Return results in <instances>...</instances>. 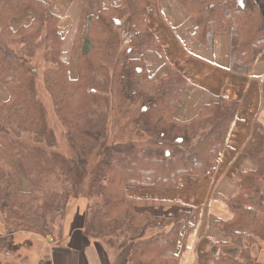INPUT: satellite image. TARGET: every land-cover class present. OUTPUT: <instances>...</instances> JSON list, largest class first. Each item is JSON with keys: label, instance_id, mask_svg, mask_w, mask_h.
Wrapping results in <instances>:
<instances>
[{"label": "trees", "instance_id": "16d2710c", "mask_svg": "<svg viewBox=\"0 0 264 264\" xmlns=\"http://www.w3.org/2000/svg\"><path fill=\"white\" fill-rule=\"evenodd\" d=\"M81 1L88 8L91 0ZM178 2L195 23V38L209 50L216 34H231L230 71L245 75L264 61V0ZM148 16L147 0H122L89 16L73 78L71 65L62 59L60 18L50 12L49 2L0 0V217L5 226L0 236H51L84 179L89 204L82 230L88 240L105 241L118 253L131 244L128 264H181L200 211L183 210L175 218L143 213L139 208L181 204L132 198L127 189L144 185L145 178L156 187L176 189L184 176L209 174L239 102L215 97L204 103L195 97L197 115L177 120L189 81L181 72L157 81L149 73L146 57L163 47ZM41 47L48 63L43 86L66 129L70 154L59 151L31 65ZM116 91L126 95L119 101ZM116 100L128 106L124 129L118 138H108ZM93 153L98 165L89 172L83 163ZM248 154L257 169L239 175L240 193L227 203L233 218L221 224L225 239L243 242L244 250L240 255L223 251L214 264H264L254 251L264 243V125L257 127ZM17 161L34 184L30 193L21 188Z\"/></svg>", "mask_w": 264, "mask_h": 264}, {"label": "crops", "instance_id": "0c3cea01", "mask_svg": "<svg viewBox=\"0 0 264 264\" xmlns=\"http://www.w3.org/2000/svg\"><path fill=\"white\" fill-rule=\"evenodd\" d=\"M43 1L49 2L50 12L60 18L59 29L65 40L62 57L67 62H70L69 50L72 59L76 60L83 46L87 18L122 2L91 0L89 7L85 8L81 0ZM147 6V23L163 47L161 52L146 57L149 73L157 81L181 72L189 81L175 118L188 121L195 117L198 109L193 108L196 99L201 97L204 103L213 102L215 97H224L239 102V108L225 148L209 174L204 177L184 176L176 189L156 187L152 178H145L144 185L130 187L127 192L130 197L140 200L181 204L167 210L169 213L177 210L169 215L172 218L184 209L199 210V219L181 264H214L213 258L223 251L240 255L244 250L243 242L229 243L225 239L221 224L233 218L227 203L240 193L239 175L257 169L248 149L257 127L264 125V61H256L245 75L234 73L230 71L232 37L229 32L215 35L211 51L195 38V23L178 0H147ZM64 50L66 54L63 56ZM135 56L139 57V54ZM157 207H142L139 211L153 214ZM159 207L166 213V206ZM84 214H75L64 237V247L54 248L51 256L45 257L44 264H128L125 251L114 261L105 247L93 245L85 237L82 230Z\"/></svg>", "mask_w": 264, "mask_h": 264}, {"label": "rangeland", "instance_id": "374dc122", "mask_svg": "<svg viewBox=\"0 0 264 264\" xmlns=\"http://www.w3.org/2000/svg\"><path fill=\"white\" fill-rule=\"evenodd\" d=\"M83 3V2H82ZM91 3V1H90ZM60 30V29H59ZM64 44V43H63ZM42 48V47H41ZM63 48V47H62ZM71 51L69 50V57H70V74L74 78L78 75L77 70V59L73 60L72 55L70 56ZM66 54V50H64L63 56ZM78 57V56H77ZM65 58V57H64ZM32 67L37 70V75L39 78V85H40V95L41 98L44 101V104L47 107L48 111V122L52 130L54 131L56 138L58 140V146L59 151L70 154V148L67 138L66 129L61 125L59 120L54 114V107L53 103L51 101V98L47 94V92L44 89L43 84V73L48 67V63L45 60L43 48L40 49L34 58L32 60ZM115 71V68H114ZM112 71V73L114 72ZM118 71V70H117ZM126 95L123 92L117 93L115 92L114 96L119 97V101L121 98H123ZM118 100H116L113 104V111H112V121L114 123L111 125V131L109 134V137L113 135V137L118 138L123 133V112L124 108V102L120 103ZM126 112V111H125ZM111 139L107 140V143H110ZM83 165L86 167L89 172L93 171L98 165V160L96 159V153H93L91 158L87 160ZM16 169L19 174L20 180H21V188L24 192L30 193L34 190V184L33 182L28 178L26 175L25 169L23 164L20 161L16 162ZM81 180L79 183V189L77 190L76 194L72 196V199L70 200L67 209L65 210L62 215L55 220L53 227H52V235L51 236H41L40 234L36 233H27V232H20L12 237V239L8 240L6 236H0V264H44V261L46 260V256H51L52 250L56 247H64L65 241L64 237L67 234V231L69 230L71 226V222L75 216V214H84L87 206L89 204L88 202V183ZM87 181V180H86ZM86 183V184H85ZM148 208V207H147ZM170 207H166V213L164 210L160 207H157V209H153L152 212H154L152 215L155 216H164L168 218H172L169 215H172V212L175 213V211H170L171 213L167 212ZM185 210V209H184ZM3 218L0 217V235L5 234L4 230V224H3ZM149 235L156 233V231H148ZM61 240V242H59ZM91 241V240H90ZM93 245H98L99 247L103 248L106 247V250L108 254L114 259V261L119 258L123 252L127 255L129 254V250L131 248V244H125L126 250H122L121 253H118V250H116V247L111 248L106 245L105 241H102L101 243H97L94 241H91ZM244 244V243H243ZM105 245V246H104ZM255 255L258 256L259 260L264 263V243H262L259 247H254ZM47 258V257H46Z\"/></svg>", "mask_w": 264, "mask_h": 264}]
</instances>
